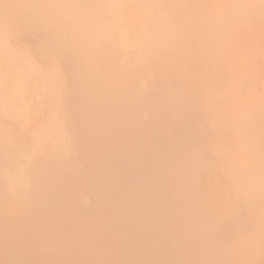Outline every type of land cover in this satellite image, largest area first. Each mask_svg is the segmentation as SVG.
<instances>
[{
    "label": "bare ground",
    "instance_id": "1",
    "mask_svg": "<svg viewBox=\"0 0 264 264\" xmlns=\"http://www.w3.org/2000/svg\"><path fill=\"white\" fill-rule=\"evenodd\" d=\"M0 1L24 19L37 23L41 37L51 43V47L37 42L25 48L21 43L29 40L25 34L28 30L0 22L7 31L0 37V42L5 43L0 48V94H5L4 100L23 117V121L0 124V137L5 138L0 143L9 146L7 130L25 129V135L10 144V152L8 146H1L4 149L0 159L10 163L13 172L5 161L0 163L4 168L0 170V195L4 190L16 196L21 191L25 195L34 190L35 187L30 191L21 188L22 179L15 178V174H23L24 160L30 164L34 182L35 178L40 181L34 185L40 190L37 187L32 193L39 194L43 207L50 202L48 199L55 200L50 209L53 211L55 205L68 204L71 195L78 194L79 181L71 172L72 161L54 160L51 150L57 139L66 142L72 138L75 122L69 116L57 118L49 114L47 106L53 98L51 86L56 96L70 89L66 82L72 78V71L121 93L147 130L156 146L157 177L178 226L189 234L196 263L260 264L264 260L261 0H25L22 6L19 0ZM20 58L23 67L18 65ZM43 146L39 162L31 164L29 154ZM8 193L6 198L13 194ZM32 193L27 195L38 204L39 197ZM68 193H72L69 200L61 203ZM3 197L0 198L5 200ZM22 197L17 200L21 202ZM28 200L32 205L31 198ZM20 202H14L15 206ZM66 204V209L71 206ZM23 205L21 211L25 209ZM47 210L32 211L39 212L36 216L44 220ZM57 210L61 212L60 207ZM58 212H53L52 218L54 213L62 214ZM9 214L8 218H14ZM26 214L22 212L19 218ZM70 215L68 219L73 212ZM61 220L53 221L59 224ZM14 223L10 222L16 226ZM32 225L34 235L40 229L36 228L39 224ZM10 227L1 231L14 229ZM42 237L39 236L41 245L51 236L48 240L45 237L46 242ZM55 240L48 243L54 245ZM47 246L50 245L39 246L40 251L43 253Z\"/></svg>",
    "mask_w": 264,
    "mask_h": 264
},
{
    "label": "rangeland",
    "instance_id": "2",
    "mask_svg": "<svg viewBox=\"0 0 264 264\" xmlns=\"http://www.w3.org/2000/svg\"><path fill=\"white\" fill-rule=\"evenodd\" d=\"M24 1L19 0L21 6ZM0 22L7 23L11 27H22L28 30V33L25 32V34L27 37L29 36V40H23L21 43L25 48L37 42L45 43L51 47V43L41 37L37 23L24 19L17 12L6 8L1 1ZM4 27V24H0V37L6 36L7 31ZM4 45L5 43L0 42V48H3ZM3 53L6 54V51L3 50ZM18 65L20 67L24 66L22 58L19 59ZM69 75L72 78L66 83L68 86L70 85V89L56 96L53 91L55 87L51 86L49 90L53 94V98L48 101L47 106L50 108L49 114L57 118L63 115V117L69 116L70 121L75 122V126L72 128L74 133H72V138L66 142H61L57 139L55 146L51 150L54 160L59 162L72 161L71 172L77 175V180L79 181L77 197L74 193L75 197L71 195L72 193L66 194L68 199L64 196L61 203L69 200V195H71L72 198L70 199L72 201L67 202L68 204L63 202L62 206L57 201L59 206H54H57V208H54L55 211L50 210L51 208L53 209L51 204L55 200L51 201L48 199L50 202L46 200V204L50 203L46 206V208L49 206V209L47 208L49 212L45 205L44 207L42 206L43 203L40 204L41 201L39 200L41 198L39 194L37 193L36 196V193H32L37 187L40 190V186H34L37 185V181H40L35 178L36 183L34 182L29 168L30 164L24 160L22 162L24 172L20 177L15 174V178L22 179L21 188L27 187V190H29V188L33 189L35 187L34 190L31 189L32 191H29L32 196L39 197L37 198L38 204L36 203V207L35 198L27 195L30 194L27 190V194L24 193L25 195H22L24 191H21V195L16 196V193L11 190L10 192L3 186V190L6 188L9 191V193L6 190L2 192L5 198V194L8 193L10 195L13 193L14 195L7 196L8 200L12 197L10 201L13 199L14 202H20L18 200L23 196L21 199L22 203H20L23 205L25 201H29V204H24L23 208L25 206V209L21 211L22 205L20 203V206L19 204L15 206L12 201L13 205L7 204V202H10L5 201L7 198L5 200L0 198V201L1 199L3 201L0 202L3 204L1 205L2 207L0 206L2 208H0V215L2 211H4L3 215L5 214L6 216L10 213L9 215L15 218L13 222L16 221V223L14 224H17L16 226L11 225L13 224L10 221L11 218L5 215L4 217L0 216V264H198L196 263L194 250L191 248L192 241L187 236L189 234L186 235L185 231L178 226V219L174 217L172 209L169 208L167 195L164 188L161 187V181L157 177L156 146L150 139L147 130L135 118L130 107H128L127 101L120 95L121 93L100 84L95 79L89 80L90 78L87 75L76 76L72 71ZM4 99L5 94H0V124L14 120L23 121L21 111L14 110L8 104V101ZM1 134L2 132H0ZM24 135L25 129L22 127L5 132V136L9 137V140H7L9 146ZM0 139L4 140L5 138L0 137ZM4 144L0 145V151L5 148ZM1 146L4 148L2 149ZM7 146L5 149L9 148L7 152H10L12 150H10L11 146H8V148ZM42 150H45L44 146L40 150L31 151V154H29L31 164L39 162V156L43 153ZM0 160V163L5 161L6 163H3L9 165L7 169L13 172V167H11L10 163L5 159ZM5 165L3 166L6 167L7 165ZM1 168L3 167H0V170H2ZM0 174L2 175V173ZM1 187L0 183V189ZM3 196L0 195V197ZM13 196L19 199H15ZM28 198H31L32 205H30L31 202ZM33 202L35 206H33ZM39 204L44 208L43 211L47 210V214L40 213V216L44 215L45 221L41 217L39 219L36 216V213L39 215V212L36 211H39V209L42 211ZM64 204L71 206L66 209ZM27 205L31 206V208L33 206V209L30 208L29 211V206ZM18 206L19 208H17ZM26 206L28 207L27 209ZM38 206L39 209L37 210ZM59 207L61 212L60 210L59 212L58 210L56 211ZM62 208L66 209L65 213ZM5 209H8L9 213ZM11 209H13V213H11ZM34 209L36 211H32ZM66 211L70 212L66 213ZM22 212L25 214L27 212V214L26 216L22 215V217L24 216L23 218L21 216L19 218ZM48 212L51 213V218L53 212L62 213L58 215L54 213L55 215L52 218L53 220L62 219L60 221V229L58 227L60 222L59 224L57 222L58 226L56 227V221L49 217ZM72 212L73 217L71 216ZM67 214L72 218L68 219L69 216ZM29 217L31 218L29 219ZM46 218L51 220L49 221ZM32 220H34V223ZM47 220L48 223H46ZM5 221L9 226H6ZM35 223L39 224L36 228L41 231H50L51 227V230L54 229L53 231L56 235H51L54 234L52 231L49 232L50 235L48 231H46L47 236L43 231L40 235V230L38 229L39 232L34 229L35 233L33 235L31 227ZM10 225L11 227L15 226L14 229ZM40 225H44L41 226L43 229L39 227ZM5 227H10L11 229L8 230L6 228L7 233L5 231L2 232L1 230H4ZM46 227H49V229ZM42 234L45 235L46 239L51 236L49 237L50 239L48 238V242L54 243L57 237V241L55 240L56 245L46 242ZM39 236H43L44 240L42 237V242L45 241L46 243L41 245ZM62 239L66 244H64ZM62 243L65 246L61 245ZM38 244H40L39 246L50 245L45 250L48 254L44 253V250H42V253ZM59 245H61L60 248ZM62 246H70L71 249H64ZM61 248L63 250H60ZM51 249H59V251L53 250L55 254H52ZM10 255L13 257L11 260L9 258Z\"/></svg>",
    "mask_w": 264,
    "mask_h": 264
},
{
    "label": "snow or ice",
    "instance_id": "3",
    "mask_svg": "<svg viewBox=\"0 0 264 264\" xmlns=\"http://www.w3.org/2000/svg\"><path fill=\"white\" fill-rule=\"evenodd\" d=\"M260 7H261V9H262V14H264V0H261ZM8 83H9V85H11L12 81L9 80ZM262 244H264V241H262ZM260 264H264V260H262V261L260 262Z\"/></svg>",
    "mask_w": 264,
    "mask_h": 264
}]
</instances>
